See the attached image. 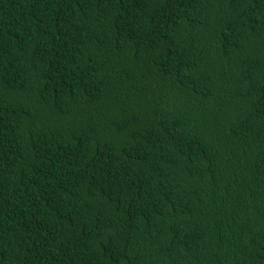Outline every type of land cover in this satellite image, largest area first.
<instances>
[{
    "label": "trees",
    "instance_id": "1",
    "mask_svg": "<svg viewBox=\"0 0 264 264\" xmlns=\"http://www.w3.org/2000/svg\"><path fill=\"white\" fill-rule=\"evenodd\" d=\"M0 264H264V0H0Z\"/></svg>",
    "mask_w": 264,
    "mask_h": 264
}]
</instances>
